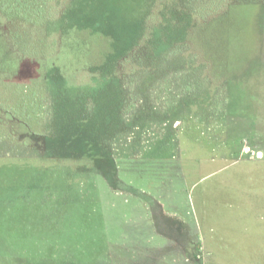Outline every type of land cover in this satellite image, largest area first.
<instances>
[{"label":"rangeland","instance_id":"374dc122","mask_svg":"<svg viewBox=\"0 0 264 264\" xmlns=\"http://www.w3.org/2000/svg\"><path fill=\"white\" fill-rule=\"evenodd\" d=\"M241 1L221 16L216 83L189 45L92 73L134 41L141 0L0 10V207L15 209L3 217L60 230L66 206L77 221L0 264H264V0ZM189 5L201 18L214 3ZM81 120L97 124L128 193L103 181L104 156L96 166L44 152L61 155L54 142L79 137Z\"/></svg>","mask_w":264,"mask_h":264},{"label":"trees","instance_id":"16d2710c","mask_svg":"<svg viewBox=\"0 0 264 264\" xmlns=\"http://www.w3.org/2000/svg\"><path fill=\"white\" fill-rule=\"evenodd\" d=\"M52 0H41L42 4H46L50 8ZM73 5L69 10L64 11V14L75 13L78 6L85 0H72ZM182 0H141L143 3L140 9V15L138 18V28L136 32V36L134 37V41H130L128 43V49L123 53V55L116 61L111 63L107 62L104 66L96 67L92 73H107L110 76L114 75L115 69L118 68L119 64L128 57H132L134 54L138 55L139 58L135 57L136 60H144L149 61L154 56L167 51L169 48L174 46L179 47L181 50L185 47V45L191 46L194 49L199 57L202 59L203 63L206 65L207 73L212 79L213 83L221 82L220 79H215L216 71L214 61L219 60V55L222 52V46L224 48V44H220L219 40L222 39L225 33V29L220 30L221 26V16L228 10L238 3H242L241 0H211L214 3L213 10H209L208 15L211 17H196L195 12L190 8V0H185V2H181ZM26 0H0V10L8 12L5 8L12 9L15 11L16 9L24 10L25 8H30L27 4H25ZM45 9V8H44ZM17 11V10H16ZM93 14L94 12H89ZM90 14V15H91ZM75 15V14H74ZM61 16V11L58 17ZM89 18V15L87 19ZM197 18V20H196ZM201 19V20H200ZM100 21V19H98ZM224 21V18H223ZM96 28V26H94ZM98 29V28H97ZM97 31V30H96ZM172 46V47H171ZM176 53V52H175ZM173 53V54H175ZM217 66V65H216ZM114 77V76H113ZM86 121V119H83ZM73 123L74 130L77 132L79 137H67L65 141L56 140L54 145L57 151H60L61 155H57L54 152H49V149L44 150L49 157L58 158L63 160H71L78 161L79 159H84L85 161H91L94 165L97 166V162L103 156V160H107V164L110 167V177H103V181L107 183L112 189L113 192H127L128 193V185L123 183L118 177V167L115 163L113 157L110 156L109 151L104 147L103 143L97 137V134H100L101 131L97 130V124H92L89 127V131H85L82 129L81 123ZM73 130V127L71 126ZM90 133V134H89ZM102 133V132H101ZM95 136V137H92ZM60 144H62L67 151H61ZM78 145L77 150H74V147ZM73 151H77L80 153H74ZM76 154V155H74ZM81 157V158H79ZM38 169V168H36ZM42 170V169H41ZM43 170L41 171V173ZM25 174V173H24ZM43 174V173H42ZM32 179V178H30ZM30 179L27 180L30 181ZM35 181V180H32ZM43 181V177L39 180V183ZM25 182V181H24ZM23 205L26 207V203L24 202L23 197ZM3 205V204H0ZM5 209V211L2 209ZM0 207V255L5 256L7 252L11 251L10 255H17L18 248L20 246L23 247H31L34 245H40L37 241L43 242V245L48 243L47 237L50 236L51 232H66L67 229L64 225L72 223V218H67V212L69 211V207L61 206L62 215L59 219V224L62 229H56V223L54 221H45L36 219V221L28 220L25 218L14 217V219H9L8 217H3L4 214L10 215L15 212V209H11V207H7V205ZM80 209V206H79ZM82 211V210H81ZM8 212V213H7ZM82 215V213H81ZM51 219V218H49ZM80 219V218H79ZM40 221V222H39ZM77 222V221H75ZM43 226L48 230L47 236H41V231L44 229ZM52 226V227H51ZM69 228V227H68ZM73 229V226L70 227ZM14 232L11 234L9 238L3 237V233ZM17 232V233H16ZM29 233V234H28ZM28 234V235H27ZM24 236V238H18L17 236ZM29 235L31 236V241H28ZM23 241V243L21 242ZM29 242L28 246L24 243ZM198 243V242H196ZM23 244V245H22ZM201 246L197 244L195 246V250L198 253L200 251ZM48 250L38 249L34 254L35 257L37 255L47 256ZM26 255H30L27 254ZM25 255V256H26ZM27 257V256H26ZM31 258V257H27ZM71 261L72 264H80V261L77 260H68ZM185 261H189L188 258ZM39 263V261H37Z\"/></svg>","mask_w":264,"mask_h":264}]
</instances>
